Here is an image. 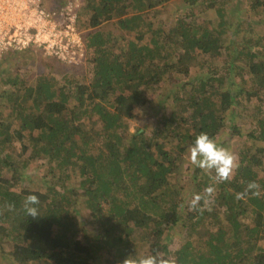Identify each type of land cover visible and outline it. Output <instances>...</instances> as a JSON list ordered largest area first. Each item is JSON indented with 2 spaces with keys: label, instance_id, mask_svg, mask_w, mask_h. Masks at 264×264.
I'll return each instance as SVG.
<instances>
[{
  "label": "trees",
  "instance_id": "obj_1",
  "mask_svg": "<svg viewBox=\"0 0 264 264\" xmlns=\"http://www.w3.org/2000/svg\"><path fill=\"white\" fill-rule=\"evenodd\" d=\"M171 1L80 0L89 69H0V264H264V0ZM200 132L235 149L228 180L192 164Z\"/></svg>",
  "mask_w": 264,
  "mask_h": 264
},
{
  "label": "built area",
  "instance_id": "obj_2",
  "mask_svg": "<svg viewBox=\"0 0 264 264\" xmlns=\"http://www.w3.org/2000/svg\"><path fill=\"white\" fill-rule=\"evenodd\" d=\"M78 10L77 2L57 15L44 0H0V61L4 54L34 47L62 64L82 65L86 50L77 29Z\"/></svg>",
  "mask_w": 264,
  "mask_h": 264
},
{
  "label": "clouds",
  "instance_id": "obj_3",
  "mask_svg": "<svg viewBox=\"0 0 264 264\" xmlns=\"http://www.w3.org/2000/svg\"><path fill=\"white\" fill-rule=\"evenodd\" d=\"M188 152L192 164L200 169L214 171L215 179L217 181L228 180L234 169L238 167L237 157L235 154L228 148L219 145L207 132H200L194 138L188 148ZM259 188L260 185L256 182H250L247 184L244 193L237 194V198H240L249 192H251L252 195H259ZM213 191L214 189L212 187L205 189V192L209 194ZM202 199L203 197L200 194H195L190 201V208L192 210H196ZM39 203V198L36 195H28L23 204L25 214L33 219L37 218L40 214ZM122 264H176V262L171 258L162 259L159 255H134L125 258L122 261Z\"/></svg>",
  "mask_w": 264,
  "mask_h": 264
},
{
  "label": "rangeland",
  "instance_id": "obj_4",
  "mask_svg": "<svg viewBox=\"0 0 264 264\" xmlns=\"http://www.w3.org/2000/svg\"><path fill=\"white\" fill-rule=\"evenodd\" d=\"M60 1L61 2H58L60 4H62L63 2L65 4L66 3L68 4V3L72 2V1H76L78 4H82L80 2V0H60ZM241 3H242V0H236L234 3H231L229 5V7H228L229 8V11L232 12V13H234V12L240 10L241 9ZM45 4H47V0L44 1V5ZM53 4H54V2L52 4H49V5H51L52 11L55 12V10L53 9V6H54ZM66 5L63 8H65ZM185 7H186V4H185V2L183 0H173L164 9H162L160 11V12H162L161 15H160V17L161 18L162 17H164V18H170V17L171 18H174V17H178V16H183L187 12V9ZM203 16H205V15H203ZM256 31H259V29L257 28ZM10 54H12V53H10ZM14 54H16V61L15 60L14 61H9L6 64H4L3 66H1L0 69H2L3 71H5V69H9L10 67H16V66H18V67H20L22 69L21 71H32L33 74L35 73V75H37L40 72H45V73L48 72L49 71V68L56 63L54 60H52L53 62L48 61V63L45 61L46 62V64H45L44 63L45 56L42 53H41L42 55L38 54L37 50L27 51V49H26V50H23V51L14 52ZM89 56H90V54H89ZM86 58H87V55H86ZM86 60H85V62L82 65H86V63H87ZM26 61H27V63H26ZM30 62L33 63V66L32 67L30 66ZM42 64H45L46 67L44 65H42ZM37 65H42L41 67H43L45 69L43 71H41L40 69L37 70ZM85 67H86V69H89L90 68V65L87 63V65ZM25 68H28V69L27 70H24ZM136 125H137L136 122H131L130 123V130L131 131H134ZM236 143H238V142H236ZM234 150L235 149H233L231 151L234 153ZM187 172H188V170H187ZM190 193H193V190L192 189L190 190ZM190 197H191V195H189L186 199L185 198L183 199V201H182L183 202L182 203V206L183 207L180 208V211L182 209H184L185 206L188 203H190V201H188V199ZM179 231H180V228L179 227H176L175 228V231L172 233V239H171L172 243H171V247H170L172 251H174L175 248L177 247L176 241H177V238L179 237V235H178ZM200 233H201L200 231L199 232L197 231L196 234L197 235H200ZM0 253H1V249H0Z\"/></svg>",
  "mask_w": 264,
  "mask_h": 264
},
{
  "label": "crops",
  "instance_id": "obj_5",
  "mask_svg": "<svg viewBox=\"0 0 264 264\" xmlns=\"http://www.w3.org/2000/svg\"><path fill=\"white\" fill-rule=\"evenodd\" d=\"M44 1H45V0H44ZM50 12H54V11H50ZM61 12H62V8L59 10V12L56 11V14H57V15H60ZM34 50H37L38 54H40V55L43 54L40 50H38V49H36V48H34V47H31V48L27 49V51H34ZM41 53H42V54H41ZM9 54H10V53L4 54L3 57H2V59H3L4 57H6L7 55H9ZM52 60H54V59L45 57V59H44V63L46 64V62L48 63V61L53 62ZM45 61H46V62H45ZM54 61H55V60H54ZM55 62L58 63V61H55ZM26 63H27V61H26ZM0 64H1V63H0ZM58 64H59V63H58ZM61 64H62V63H61ZM27 65H28V64H27ZM42 65H44V64H42ZM42 65H37V70L40 69L41 71H43L45 68L41 67ZM63 65L67 66L66 64H63ZM30 66H31V67L33 66V63H32V62H30ZM68 66H70V65H68ZM25 69L27 70L28 68H25ZM40 73H41V72H40ZM38 74H39V73H38ZM32 75L35 76V73H34V74L32 73Z\"/></svg>",
  "mask_w": 264,
  "mask_h": 264
}]
</instances>
